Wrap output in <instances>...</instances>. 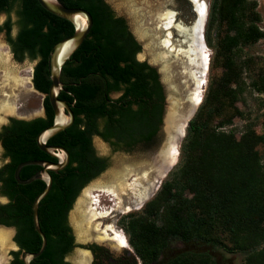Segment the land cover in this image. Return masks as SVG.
<instances>
[{
    "label": "trees",
    "instance_id": "obj_1",
    "mask_svg": "<svg viewBox=\"0 0 264 264\" xmlns=\"http://www.w3.org/2000/svg\"><path fill=\"white\" fill-rule=\"evenodd\" d=\"M57 1L87 11L92 24L60 70L57 98L69 107L73 123L46 144L65 149L69 158L62 170L50 173V190L38 202L37 222L46 243L30 264H67L62 258L71 248V237L62 223L64 204H72L82 186L107 167L104 158L94 157L92 138L106 143L111 152L146 151L158 143L164 110L158 74L136 59L140 47L124 19L104 0ZM208 5L203 39L214 48L221 72L211 80L187 123L173 169L139 212L118 221L133 262L137 258L140 264H155L171 240L239 253L242 264H264V166L257 149L264 144V132L256 134L252 123L245 122L236 137L231 127L232 120L242 116L235 105L244 86L240 52L264 39V28L253 0H210ZM14 7V23L7 18L0 24V33L14 60H21L24 52L30 60L37 58L31 85L43 95V116L15 120L4 128L0 142L10 158V173L23 161L54 162L36 147L35 136L53 118L46 97L51 48L73 32L68 21L47 13L36 0H0V14L8 16ZM13 26L16 33L11 39ZM247 86L264 99V69L254 71ZM37 170L38 166H24L18 179L25 180ZM5 186L18 245L9 264H23L17 255L40 247L31 204L44 184L34 180L19 185L10 179ZM164 264L215 263L207 252L185 251Z\"/></svg>",
    "mask_w": 264,
    "mask_h": 264
},
{
    "label": "rangeland",
    "instance_id": "obj_2",
    "mask_svg": "<svg viewBox=\"0 0 264 264\" xmlns=\"http://www.w3.org/2000/svg\"><path fill=\"white\" fill-rule=\"evenodd\" d=\"M209 1L210 0H204L205 4L207 5L206 19L208 14ZM253 1L256 2L257 11L261 18L260 26L264 28V0H253ZM104 2L111 8V10L114 12L116 16H119L124 19L128 31L131 33L133 38L139 43L140 52L136 55V59L138 61H145L149 65L153 66L157 72L162 73L160 81L162 84L167 85V87L170 89V92L168 94H165V99L166 97L171 98L170 99L171 103H169V105L168 104L165 105L164 103L163 115L165 114L167 107L169 108L168 113H170L172 110L179 107V103L184 105L185 104L184 101L186 100L188 94L192 90L191 79L189 78L188 74L184 72L182 62L179 61L180 59L176 57L179 59L178 62L173 61L175 57L174 54L165 58L166 59L165 62H161L160 60L161 54L165 51V49L157 48V50L155 51L153 50L154 45L152 43L155 42V39L153 38L154 32H156L159 36L158 43L161 41L160 38L163 37L162 35L163 28L160 30H156L154 28V25L156 24L155 17L156 15H158L159 12H161V10L167 9L173 11L176 15V19L186 24L190 19L194 17V13L192 12L193 6H191L186 0H104ZM2 19L3 18L0 17V23ZM10 19H11V23H14L15 17L13 14L10 15ZM186 25H189V23ZM14 31H15V27L13 26L11 29V34H13ZM164 33H166L165 30ZM137 36L140 37L139 41L137 40ZM172 38L173 41H176L178 39V36L174 31ZM172 43L175 45L174 42ZM206 47H207V52L209 54V67L205 78L206 82L202 88L201 102L204 100L205 94L207 92L209 84L211 83V80L216 79L221 72V69L219 68V61L216 58L214 48L208 46ZM156 52L160 54H158V57L155 59ZM0 53L2 56L4 57L6 56L8 59L7 65L0 66V82L3 76L2 71H4L5 69L7 70L9 69L13 73V75H15V77L18 79V84H16V86L13 88L14 90L12 89L13 91L12 93L16 98L13 101L14 111L12 112V114H1L0 123L5 121L6 118L3 117L4 115L16 119H25V120L32 119L35 117H41L42 116L41 103H42L43 95L36 92L31 85V73H32L33 64L27 60H24L21 63L15 62L11 57V51L4 42L2 35H0ZM170 60H172L174 63H172V61ZM238 63L244 65L245 67L242 74V79L244 83L242 94L238 98V101L235 103L236 107L242 113V116L234 118L232 120L231 127L233 128L234 133L237 137L238 132L241 130L243 124L245 122H249L252 123L255 133L260 134L264 132V118L262 117V114L264 113V99L261 95H258L257 93L253 92L247 85L249 82V78L252 76V73L254 71L258 69H264V39H261L256 43L243 48L240 52V59ZM19 81H21L23 84H19ZM2 100L3 99L0 98V102H2ZM199 104L197 105L196 109L198 108ZM161 138H162L161 134L159 133L158 143L154 147L146 151L133 152L131 154H126L122 152H111L110 148L106 143H104L97 137L92 138L91 145L94 152L99 156L107 157L108 164L103 172H101L97 177L89 181V183L85 186V188H83L79 192V194L72 203L71 209L68 213V223L71 227L74 236V241L76 243L85 245L88 244L91 239H93L91 233L88 234L89 235L88 237H86L87 235L82 236L78 230L79 225L81 224L80 221L78 220L79 223L78 222L76 223L72 219L73 214L77 210L76 207H78L77 203L79 202L80 199H83V195L87 191L89 194H95L96 197L94 199L98 201L97 211H102V212L106 211L107 213L105 219L97 220L96 222H93L91 226H89L88 228L100 232L102 230H105L107 225H113L118 232H120L122 235L125 236L121 228V225H119L118 222L119 218L127 214L137 213L141 210L142 207H140L139 209H133L129 212H123L122 210L117 211L115 210L116 207H114V202L112 201L113 198L107 197L106 194L100 192L99 190L101 187L99 186L94 187L93 185L104 175L110 172L119 171L122 167L138 166V164L140 165V163L146 164L150 162L151 158L159 151V149L161 148V146L165 141V137H164V140L161 144L162 141ZM257 149L261 156V163L264 166V144L258 146ZM155 150L157 151L154 154L150 155ZM123 159L128 160V162L123 163V165L117 164L116 166H114L116 162L120 163L119 161ZM177 161H178V157L176 163ZM128 172L129 175H127L126 177L127 182L131 181L135 177L133 174H136L137 170L128 171ZM80 213L81 211L79 212V215ZM77 226L78 229L75 228ZM95 227H97V229H95ZM0 230L9 232V230L6 229H0ZM95 239H97V241H100L96 237ZM6 242H7L6 245L7 249L4 251V255H6L8 249H15L14 245L11 242L10 232H9V238ZM102 242H104V245H106L108 249L115 251L116 253L121 252L122 249H124V248L116 247V245H114L113 242H109L106 240H103ZM128 248H130L129 245ZM185 251L207 252L213 257L215 264H242V255L239 253H226L220 250H213L210 247H207L201 243H197V242L182 243L177 240L169 241L167 247L161 252L160 257L155 264H164L171 257ZM84 252L85 251H83V249L79 247L75 248L67 257V261L70 264H75L79 256H82L83 254L88 255L87 252L85 253Z\"/></svg>",
    "mask_w": 264,
    "mask_h": 264
},
{
    "label": "bare ground",
    "instance_id": "obj_3",
    "mask_svg": "<svg viewBox=\"0 0 264 264\" xmlns=\"http://www.w3.org/2000/svg\"><path fill=\"white\" fill-rule=\"evenodd\" d=\"M188 1L192 6L195 5L193 8L195 17L197 14V19L190 25L185 26L175 21L176 19L172 11L167 10L159 13L155 17L156 24L154 28L156 30L163 28L166 33H164L163 37L160 38L161 41L158 43L159 36L154 32L153 38L155 42L152 44L155 47V49L153 47L155 51L157 48L165 49L161 54V62H165V58L173 54L175 55L173 61L177 62L176 60L180 59L179 61L182 62L184 72L188 74L192 81V90L188 94L186 100L191 106H195L201 102L202 88L205 85V78L209 67V54L203 39L207 10L204 0ZM172 28L180 35L182 39V41H180L181 45H174L171 42L169 30ZM158 54L160 53H155V59L158 57ZM7 63V57L2 56L0 53V66H5ZM2 73L0 98L3 100L0 102V113L7 112L12 114L14 111L13 101L16 99L12 93V89L18 84V79L9 69H5ZM21 81H19V84H23ZM179 108L180 107L167 114L164 126L165 141L159 151L151 158L150 162L146 164L140 163L138 166L122 167L119 171L110 172L94 183V187H101L99 190L100 192L106 194L107 197L113 198L112 201L117 211L122 210L123 212H129L133 209L142 207L147 200L153 197L152 195L158 190L161 182L175 165L182 140L179 131L181 127L183 131L185 130V125L183 124L181 126L179 121L180 112H182ZM135 170H137L136 174H133L135 177L127 182L126 177L129 175L128 171ZM95 197V194H89L87 191L83 195V199H80L77 203L78 207H76L77 210L73 214L72 219L76 223L79 220L81 224L79 225V229L78 226L75 228L79 230L82 236L87 235L86 237H88V234L91 233V236L98 238L100 241L107 240L113 242L117 247L126 246V238L118 232L113 225H107L105 230L100 232L88 228L93 222L105 219L107 216L106 211H97L98 201L94 199ZM80 211L81 213L79 215ZM95 229H97V227H95ZM8 238L9 233L0 230V244H4ZM88 261L89 254H83L77 258L75 264H87Z\"/></svg>",
    "mask_w": 264,
    "mask_h": 264
},
{
    "label": "water",
    "instance_id": "obj_4",
    "mask_svg": "<svg viewBox=\"0 0 264 264\" xmlns=\"http://www.w3.org/2000/svg\"><path fill=\"white\" fill-rule=\"evenodd\" d=\"M36 2L47 13L68 21L73 27V32L70 36L65 37L61 39L60 41L56 42L51 48V52L49 54L50 84L47 89L46 97H47L48 104L51 108L53 118H52L51 124L43 128L42 130H40L35 136L36 147L41 152H43L45 155L54 159V162L46 161V160L44 161H36V160L35 161L33 160L23 161V162L18 163L13 170L14 181L19 185H26L34 180H39L44 184V188L34 197L32 204H31L32 227H33V230L36 232V234L40 238V247L38 251L34 253L24 252L22 256L20 257L21 262L23 264H30V261L33 258L39 256L45 247V243H46L45 236L40 231L38 222H37L38 202L50 190V187H51L50 173H57L58 171L62 170L67 165L68 158H69L68 153L65 149L58 147V146H52V145L46 144V141L50 137L68 128L73 123V115L69 107L67 106V104L64 103V101H61L57 98L58 93L61 90V84L59 82L60 70L64 62L81 44V42L87 35L91 27V24H92L90 14L83 9L66 8L63 5H61L57 0H36ZM206 8H207V5H206ZM192 12L194 13L193 7H192ZM193 19H196V17L194 16ZM137 40L139 41L140 37L137 36ZM172 63L174 62L172 61ZM157 73H158L159 81H160L162 73L161 72L160 73L157 72ZM161 85H162L164 96H165V94H168L170 92V89L165 84L161 83ZM170 99H171L170 97H166V99H164L165 105L166 104L169 105V103H171ZM184 103H185L184 105L179 103V107H180L179 109L182 110V112H180L179 121H180L181 126L184 124L186 128L187 123L193 117L198 104H196L195 106H191L187 100H185ZM168 109L169 108L167 107L165 114L162 115L161 125L159 129V133L161 134V137H162L161 144L165 137L164 126H165V118L168 113ZM179 134L181 135L182 138L184 137L185 130L183 131L182 127L180 128ZM156 151L157 150H155L150 155L154 154ZM119 162L120 163L116 162L114 166H116L117 164L123 165V163L128 162V160L123 159ZM31 165L38 166L39 170L35 172L34 174H32L29 178L25 180H19L18 179L19 170L24 166H31ZM0 229H4V228L0 227ZM127 250L131 252L129 249Z\"/></svg>",
    "mask_w": 264,
    "mask_h": 264
},
{
    "label": "flooded vegetation",
    "instance_id": "obj_5",
    "mask_svg": "<svg viewBox=\"0 0 264 264\" xmlns=\"http://www.w3.org/2000/svg\"><path fill=\"white\" fill-rule=\"evenodd\" d=\"M188 2V0H186ZM192 1V0H191ZM193 2V1H192ZM189 3V2H188ZM190 4V3H189ZM194 4V3H193ZM191 5V4H190ZM192 6V5H191ZM195 7V5L193 6ZM15 11H16V7L13 8V10L8 13V16H6V14L4 13H1L0 14V17H2V21H5L7 18L10 19V15H14L15 17ZM164 11H167V9L165 10H161V12L159 13H162ZM171 11V10H169ZM173 12V11H172ZM158 13V14H159ZM174 13V12H173ZM195 14V13H194ZM174 18L176 19V15L174 13ZM193 19V18H192ZM192 19H190L186 24L189 23V25L194 22L196 19H197V14H196V19H194L193 21H191ZM176 22H180L182 23L183 25L185 26H188L186 24H184L183 22L179 21V20H175ZM191 21V22H190ZM10 22H11V19H10ZM0 23V24H1ZM173 31L176 33V35L178 36V39L176 41H173ZM171 33L170 35V40L171 42H174L175 45H181L180 41H182V39L180 38V35L177 34V32L175 31V29H171L169 31ZM16 33V28H15V31L13 34H9L10 38L12 39L13 36L15 35ZM0 35H2L3 37V40L4 42L6 43V45L9 47V49L11 48V46L8 44V42L5 40V37L3 35V33H0ZM162 35H164V30L162 29ZM136 41V40H135ZM137 42V41H136ZM137 44L139 45V43L137 42ZM140 47V45H139ZM11 51V49H10ZM15 54H12L11 53V57L12 59L14 60L13 57ZM18 56V55H17ZM22 59L17 61V60H14L15 62L17 63H21L22 61L24 60H27L29 62H31L34 66V64L36 63L37 61V58L33 59V60H30L28 58V55L24 52L22 53ZM178 62V60H176ZM148 64V63H147ZM180 64V63H179ZM149 65V64H148ZM151 66V65H149ZM153 67V66H152ZM33 68V67H32ZM154 68V67H153ZM155 69V68H154ZM156 70V69H155ZM157 72V71H156ZM158 74V73H157ZM159 77V76H158ZM160 82V81H159ZM161 84V83H160ZM162 86V85H161ZM40 94V93H39ZM42 95V94H41ZM1 114H10V113H7V112H3V113H0ZM42 116H43V109H42ZM41 116V117H42ZM3 117H5V121L4 122H1L0 123V138H1V135L4 133V128L6 127H9L12 125V122L15 121V120H25V119H16V118H12V117H8L7 115H4ZM33 119V118H32ZM29 120V119H28ZM94 157H98V158H104L103 160V163L104 164H108V158L107 157H102V156H99L97 155L95 152H94ZM10 163V158L8 156L5 155V152L1 146V142H0V227H3L4 229L6 230H9V232L11 233V242L12 244L14 245L15 249H8L7 252H6V255H4V251L7 249L6 248V245H7V242H5L4 244H0V264H9L11 262V260L14 258V255L13 253L14 252H17L18 251V245L17 243L14 241V236L16 235V231H17V228L15 225H13V215L11 214V212L9 211L10 209V204H11V199H10V195H9V192L8 190L6 189V186L5 185H8V181L10 179H13L14 181V178H13V171L12 173H10V169L11 167H8L7 165ZM38 171V170H37ZM36 171V172H37ZM15 182V181H14ZM16 183V182H15ZM89 183V182H88ZM84 184V186H82V188L80 189V191L85 188V186L88 184ZM17 184V183H16ZM148 201V200H147ZM73 203V202H72ZM71 206L72 204H70V202H66L64 204V214H63V220H62V223L64 224V226L68 229V235L71 237V241H70V250L64 254L63 258H62V261L67 263V264H70L68 261H67V257L70 255V253L77 247L83 249V251L87 252L89 254V261L87 264H140L139 260L137 258H134V262H133V259H132V251L130 248H128V244H127V241H126V246L124 247H120V248H124L122 249L121 252H118L116 253L115 251H112L110 249L107 248L106 245H104V242L102 241H97V239H95L93 237V239L90 240V242L88 244H85V245H81V244H78L74 241V236H73V233H72V230H71V227L68 223V213L71 209ZM112 210V209H111ZM116 210V209H115ZM5 232H8V231H5ZM8 232V233H9ZM124 236V235H123ZM125 237V236H124ZM107 241V240H106ZM114 244V243H113ZM115 245V244H114ZM117 247V246H116ZM127 249H129L131 252H129ZM24 253V252H23ZM19 254L17 255V257L20 259V257L22 256V254ZM21 260V259H20Z\"/></svg>",
    "mask_w": 264,
    "mask_h": 264
}]
</instances>
